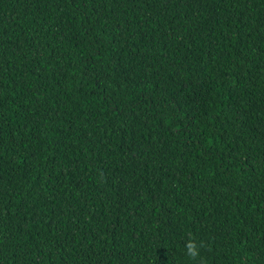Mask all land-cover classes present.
Returning a JSON list of instances; mask_svg holds the SVG:
<instances>
[{"label":"trees","instance_id":"obj_1","mask_svg":"<svg viewBox=\"0 0 264 264\" xmlns=\"http://www.w3.org/2000/svg\"><path fill=\"white\" fill-rule=\"evenodd\" d=\"M0 264H264V0H0Z\"/></svg>","mask_w":264,"mask_h":264},{"label":"clouds","instance_id":"obj_2","mask_svg":"<svg viewBox=\"0 0 264 264\" xmlns=\"http://www.w3.org/2000/svg\"><path fill=\"white\" fill-rule=\"evenodd\" d=\"M186 250H187V255L189 257L195 258L198 254L197 248H196L195 244L192 242H189L186 245Z\"/></svg>","mask_w":264,"mask_h":264}]
</instances>
